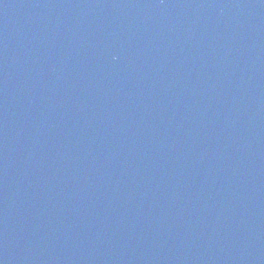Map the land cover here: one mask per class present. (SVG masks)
I'll return each instance as SVG.
<instances>
[{
    "label": "water",
    "instance_id": "obj_1",
    "mask_svg": "<svg viewBox=\"0 0 264 264\" xmlns=\"http://www.w3.org/2000/svg\"><path fill=\"white\" fill-rule=\"evenodd\" d=\"M0 264H264V0H0Z\"/></svg>",
    "mask_w": 264,
    "mask_h": 264
}]
</instances>
